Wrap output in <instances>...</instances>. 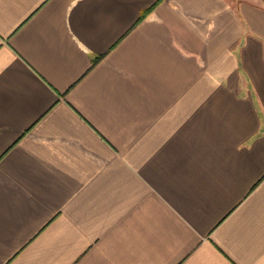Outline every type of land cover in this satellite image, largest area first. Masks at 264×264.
<instances>
[{"label":"crops","instance_id":"obj_1","mask_svg":"<svg viewBox=\"0 0 264 264\" xmlns=\"http://www.w3.org/2000/svg\"><path fill=\"white\" fill-rule=\"evenodd\" d=\"M0 264H264V0H0Z\"/></svg>","mask_w":264,"mask_h":264}]
</instances>
